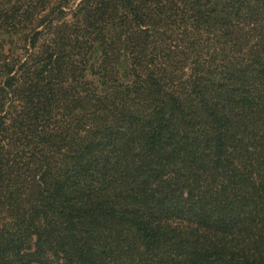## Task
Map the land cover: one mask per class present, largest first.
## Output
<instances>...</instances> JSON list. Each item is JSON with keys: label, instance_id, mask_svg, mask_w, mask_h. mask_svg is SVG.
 I'll return each instance as SVG.
<instances>
[{"label": "trees", "instance_id": "16d2710c", "mask_svg": "<svg viewBox=\"0 0 264 264\" xmlns=\"http://www.w3.org/2000/svg\"><path fill=\"white\" fill-rule=\"evenodd\" d=\"M0 264H264V0H0Z\"/></svg>", "mask_w": 264, "mask_h": 264}]
</instances>
